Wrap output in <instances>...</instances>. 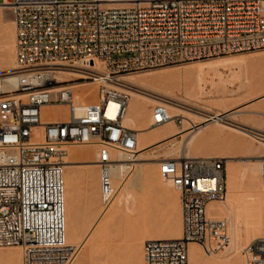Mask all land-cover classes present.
<instances>
[{
  "label": "built area",
  "instance_id": "2783aa9c",
  "mask_svg": "<svg viewBox=\"0 0 264 264\" xmlns=\"http://www.w3.org/2000/svg\"><path fill=\"white\" fill-rule=\"evenodd\" d=\"M1 3L13 13L16 63L0 71V247L21 246L22 264H74L82 247L67 237L70 147H97L104 207L118 192L116 169L123 175L133 169L139 130L123 122L130 93L121 76L264 49V0H144L122 6L104 0ZM96 61L105 72L91 67ZM61 70L80 76L57 80ZM99 77L123 87L102 82L98 102L75 97L74 83ZM45 105H65L68 116L45 120ZM152 111L155 125L184 121L163 101ZM251 132L264 141V130ZM159 164L160 174L180 193L183 235L145 240L144 264H189L190 242L208 253L227 244L228 220L207 211L211 201L227 196L226 158L180 155L162 158ZM245 264H264V231L245 247Z\"/></svg>",
  "mask_w": 264,
  "mask_h": 264
},
{
  "label": "bare ground",
  "instance_id": "6f19581e",
  "mask_svg": "<svg viewBox=\"0 0 264 264\" xmlns=\"http://www.w3.org/2000/svg\"><path fill=\"white\" fill-rule=\"evenodd\" d=\"M104 1L109 6H122V5H130L135 2H140L141 0H104ZM2 5L8 6L4 3H0V6ZM252 61L264 63V54L250 55V56L245 55V54H240V55L233 54L232 56H227V57L223 56L219 58L209 59L206 61L205 60L204 61H194L190 64L185 65L184 68L182 69H179V70L167 69L165 72H161L160 74H157V75L124 74L121 76L120 78L121 82L124 85L128 86V89L130 92V99L126 106V112L123 117V122L125 125L129 127H133L139 130L138 149H137V153L135 154V157L132 159L133 169L128 174L123 175L120 167L116 169V172H115L116 180L115 181H116V185L118 186L117 195L112 200V202L109 204V206L103 207L100 214L96 217L92 226L89 228L86 235L82 239V242L79 243L82 249L86 247L85 249L86 255L88 254L94 255L99 241L116 226V222L121 212L119 208L115 207V203L118 202L119 204L120 203L122 204L123 202H125V207L129 208V203L133 199V193H134L133 190L142 183L145 177L144 170L142 167L138 168V171L134 173L136 170V165L140 164L142 166L144 164L143 160L146 158L144 151L150 148L151 146L155 144L161 145V144H166V143L168 144V142H173L174 140H176V135L179 133H182V135H185L184 142H183L185 145L184 144L183 145L186 147H188L189 145L200 146V145L206 144L209 141L220 140L226 146H230L234 143L239 145L241 148L251 153V156H253L254 158L255 157L264 158V148L255 147L250 144L242 143L241 139L239 138H231L228 135L226 136L225 131L220 126L216 125V123H219L220 125L223 124L224 127L230 126L231 122L228 123L226 119L236 121L234 118L238 114V112L242 111L241 105L236 104V105L229 107L226 101H224L225 99L221 97L223 98L222 102H223L224 109L212 111L210 108V104L202 101V98L204 96H207L206 94L208 92L213 93L212 90L217 88L218 85L221 84V83L218 84V82H216V80H214L213 78L209 79V76L211 74L212 75L215 74V76L219 75L218 77H220L219 78L220 80L222 79L221 78L222 74H224L222 73L223 69L227 70L229 68L231 69V68H235V67L242 66V65L246 66V64ZM15 63H16V55L13 49V51H11V54L4 56L0 59V67H4V69L2 68L0 69V71L6 70L5 67H9L11 65L13 66L10 68H13L15 66ZM91 67L94 68L100 74L104 72V69H102L103 67L101 66V63H99L98 61H96L95 64L92 63ZM77 76H80V74L77 71H72V70H61L56 73L57 80H70ZM101 78L102 77H99L98 81H88L87 80V81L74 83L72 86L74 88L75 97L80 101L87 102L88 100L83 97V95L79 91V88L85 87V86H92L94 82H98L100 84L104 82L106 85L110 87H118V88L123 87L121 85L113 84L110 81L104 80ZM162 78L166 82L162 81L163 80ZM176 80H179V83H177ZM158 82L162 83V86H164L167 89L166 93L168 95L172 96L175 100H177L175 103L174 102L167 103L166 101L168 108L170 109L172 114H181V112H178L180 110H182L183 112L184 110L185 111L191 110L190 108L186 107V105H190V106L197 107L202 110V112L200 113L198 111L199 113L198 116H200L199 118H201L200 121H196L192 119L190 116H184L185 117L184 121H187L189 125L185 126L184 128L180 130L173 129V125H172L173 120H170L168 122H165L159 125L153 124V111H151V113L148 112V105L150 104V102H160L161 100L156 98L155 97L156 95L153 96L154 93L150 95V94L144 93V92H147L148 90L143 92L142 89H146V88L148 89L150 83L156 84ZM257 84L258 86H261L262 88L259 90V92H257L255 96H253V98H258V99L260 98L262 100L260 105H264V69L261 75L258 77ZM92 87L96 88V90L99 91V85L95 84V86L93 85ZM208 89L209 91H207ZM157 92H160V91H157ZM160 93H162L161 95L164 96L163 92H160ZM165 99H169V97ZM251 100H250V104H252L251 102H253V99ZM98 101H99V98L97 99V102ZM249 105L247 104V106ZM108 112L109 113L111 112V108H109ZM192 112L194 111H190L189 114L192 115L196 113V112L194 113ZM258 113L264 114V111H258ZM233 126L235 129H237L240 132H243L246 134L250 133V131L248 132L245 128L232 125V127ZM156 137L161 138L162 141H158L157 143V141H155ZM85 145L86 144H83V145L77 144V145L70 147L69 154L67 156V164H66V172H65L67 237H68V242L72 244H74L72 241L75 240L78 236L76 226L72 224L71 218H70V212H71V209H73L72 208L73 199L75 196V190L77 186L78 173H79L77 172L76 167L86 166V177L88 180L92 178L94 179L93 170L95 166L98 167L96 160L94 162L92 161L93 162L92 163L91 161H89V158L91 157V155H87V153L91 154V148L93 147L91 148L88 146L85 147ZM88 145L92 146L93 144H88ZM183 145L181 146L180 151H179L180 155H189L188 153L189 151L188 152L185 151L183 153V149L185 150ZM77 148L83 150L82 154L74 153V150ZM115 153L116 151H113V154ZM180 155H177V156H180ZM120 156L123 160H126L128 158L127 155L125 154H121ZM223 157L228 158V156H223ZM260 164L257 166H260ZM250 166L245 164V166L241 169L232 168L230 172L228 173L229 189H227L226 198L223 200H214L208 204L207 211H208L209 216L218 218L224 215V213H227L230 217H232L231 218L232 220H229V221H232V235L230 236L231 242L229 241L230 244H229L228 249L225 248V250L227 249L229 253L232 255L226 259V262L220 260V258L219 259L217 258L218 260L215 261V264H245V259H244L245 256L243 258L240 256V253L242 252L244 244L253 235L260 236L261 234H263V231H264V168L262 165L259 168L256 167V163L254 166L252 167ZM257 169L261 171V177H260L261 180L258 183L255 182L254 179L252 178L253 172L258 173ZM241 197H243V199H245L247 203L244 205H248V206L251 205V206L257 207L256 208L257 210L256 212L258 213L257 220L255 223L254 229L249 236H247L246 234H240V231L238 232V230L240 229L238 227V230H237L236 223L234 222V217L236 214V207ZM242 203L243 202H241V204ZM238 209L240 208H237V210ZM239 216H241V214ZM241 227H242V224L240 228ZM164 229L167 230L169 233L167 234L158 233V234H155V236H151L147 239H150V238H168V239L181 238L183 235V218H182L181 211H179V214L177 217L169 221L168 225ZM132 240H134V238ZM208 254L211 255L214 253H208ZM15 256H17V258H20L19 245H13L7 250H1L0 251V262L12 261L13 259H15L14 258ZM206 261L207 260H204V255L202 254L200 247L197 245V242H190L189 264H206Z\"/></svg>",
  "mask_w": 264,
  "mask_h": 264
},
{
  "label": "rangeland",
  "instance_id": "374dc122",
  "mask_svg": "<svg viewBox=\"0 0 264 264\" xmlns=\"http://www.w3.org/2000/svg\"><path fill=\"white\" fill-rule=\"evenodd\" d=\"M1 1L2 0H0V3ZM15 37H16V28H15V21L12 10L10 7L2 5L0 6V59L4 56L11 54V51H13V49L16 55ZM233 54L234 55L245 54L248 56L258 55V54H264V49L223 54L208 59L193 60L182 64L162 66V67L153 68L149 70H142L130 74L157 75L160 74L161 72H165L167 69H173V70L182 69L184 68L185 65L190 64L194 61H204V60L206 61L209 59L219 58L223 56L224 57L232 56ZM12 66L13 65L9 67H5V69H9ZM101 66L103 67L102 69H104L105 72L106 70L104 65L101 64ZM2 68L4 69V67H0V69ZM263 69H264L263 62L252 61L246 64V66L242 65L231 69L229 68L227 70L223 69L222 73L224 74H222L221 77L222 79L220 80H219L220 77H218L219 75L215 76V74L214 75L211 74L212 76L210 75L209 79L213 78L214 80H216V82H218V84L219 83L221 84H219L217 88L212 90L213 93L208 92L206 94L207 96H204L202 98L203 102L210 104V108L212 111L224 109L222 102L223 98L225 99L224 101H226L229 107L236 104L241 105L242 111L238 112V114L234 118L236 121L226 119L228 123L231 122L230 126L228 127L225 126L226 127L225 128L223 124L220 125L219 123H216V125L220 126L225 131L226 136L228 135L231 138H239L241 139L242 143L250 144L255 147H261V148H264V141L258 140L257 138L252 136L253 133L251 132V130H264V114L258 113V111H264V105H260V103L262 102L260 98L259 99L253 98V96H255L257 92H259V90L262 88L261 86H258L257 81ZM236 76H238L239 78ZM162 81L166 82L164 79ZM176 81L177 83H179V80ZM95 84L99 85V89H100V83L94 82L92 86L93 85L95 86ZM92 86H85L79 88L80 93L88 101H95L99 98V91H97L96 88ZM142 91L143 92L147 91L144 93L150 95L154 93L153 96L156 95L155 97L163 102L167 101V103L168 102L175 103L177 101L172 96L166 93L167 89L164 86H162V83L159 82L156 84L150 83L148 89L147 88L142 89ZM157 91L163 92L164 96L161 95L162 93ZM207 91H209V89ZM160 96H162L163 98ZM164 97L165 98L169 97V99H165ZM251 99H253V102H251L252 104H250ZM156 103L157 102H150V104L148 105V112L151 113L153 109V105H155ZM247 104L250 105L247 106ZM186 107L190 108L191 110H186V111L184 110V112L180 110L178 112H181L183 116H190L192 119L196 121H200L201 118H199L200 116L198 115L200 112H202V110L190 105H186ZM45 110L47 114L50 113L49 115H55L53 116L54 118L55 117L65 118L68 116L69 113L68 109L65 107H58L53 105H48V107ZM188 111L196 112V113L192 112L196 116L192 113H191L192 115H190ZM254 124L257 126H255ZM172 125H173V129L180 130L185 126L189 125V123L187 121H183L182 124H178L175 121H172ZM232 125L245 128L248 132L250 131V133L246 134L240 132L237 129H235L234 126L232 127ZM184 136L185 135H182V133H179L176 135V140H174L173 142H168V144L166 143L161 145L155 144L144 151L146 158L143 160V162L146 163H144L142 166L140 164H137L134 173L138 171V168L142 167L144 170L145 177L142 183L133 190L134 191L133 199L129 203V208L125 207V202H123L122 204L121 203L119 204L118 202L115 203V207L119 208L121 212L116 222V226L99 241L94 255L92 254L86 255V250H85L86 247H84L83 249H81V252L74 264H144L145 240H147V238L151 236H155V234L158 233L161 234L169 233L164 228L168 225L170 220L178 216L179 211H181L183 218L180 193L169 180L165 179L160 174L159 162L162 158L176 157L177 155H180L179 151L181 146L184 144L183 143ZM158 138L157 137L155 138V141H157V143L158 141H162L161 138L159 139ZM184 145L183 147L185 148V150L183 149V153L185 151L186 152L189 151L188 153L190 156L213 155V156H228V158L230 157L229 159L226 158L228 189H229L228 173L232 168L241 169L245 166V164L248 166L250 165L254 166L255 163H256V167L259 168L262 165L264 168L263 157L254 158L253 156H251V153L244 150L235 143L230 146H226L220 140H214V141H209L206 144L200 146L189 145L188 147H186ZM86 146L90 148L91 147L94 148V149L91 148V154L87 153V155H91L89 161L94 162L96 160L97 147L93 145L89 146L88 144H86L85 147ZM82 151H83L82 149L77 148L74 150V153L82 154ZM258 163L259 164L262 163V164H260V166H257L259 165ZM148 166H150V168H148ZM76 169L77 172H79L76 187L82 186L83 188L82 206H84L85 209L83 215L84 217H88V220L90 221L88 225L82 227V230L81 232L78 233L77 238L72 241L74 244H79L80 242H82V239L86 235L89 228L92 226L96 217L100 214L101 210L104 207V204L102 203V197L100 191L99 167L97 166L94 167L93 170L94 179L92 178L89 180L86 177V166H78L76 167ZM257 172L258 173L256 172L252 173V178L254 179L255 182L258 183L261 180L260 178L261 171L257 169ZM97 187H98V192H97L98 205L94 214L92 215L90 213L92 206L91 188L96 190ZM96 196L97 194L95 193V198ZM240 200L241 202H243L242 204ZM238 202L239 203L236 207V214H235L236 219L234 217V222L236 223L237 230L239 227L240 230H238V232L240 231V234H246L247 236H249L253 231L257 220V215H258V213L256 212L257 207L251 205L249 206L244 205L247 203L245 199H243V197H241V199H239ZM237 208H240L238 209L239 211L237 210ZM239 212L241 216H239L240 215ZM229 217L230 216L227 213H224V215L218 218H224L228 220L229 227L231 230L230 231V236H231L232 221L229 220H232L231 219L232 217L230 218ZM241 224L242 227L240 228ZM256 237H258V235H253L252 237H250V239L246 241L241 252L242 254L240 253V256L242 258L245 256V247ZM133 238L134 240H132ZM230 242L219 248L217 251L212 252L214 254L211 255H209L208 252H206L205 249L199 243H197V245L200 247L202 254L204 255V260H207L206 264H215V261L218 260L219 258L220 260L226 262V259L232 255L227 250ZM12 246L0 247V251L7 250ZM19 247H20V258H17V256H15L14 257L15 259H13L12 261L0 262V264H22V247L21 246ZM225 248L227 249L225 250ZM225 251L226 253L228 252L229 254L228 253L226 254Z\"/></svg>",
  "mask_w": 264,
  "mask_h": 264
},
{
  "label": "crops",
  "instance_id": "0c3cea01",
  "mask_svg": "<svg viewBox=\"0 0 264 264\" xmlns=\"http://www.w3.org/2000/svg\"><path fill=\"white\" fill-rule=\"evenodd\" d=\"M90 102H97V100L95 101H90ZM48 107V105L43 106V119L45 120H49V119H64V118H58V117H53L55 115H49L46 113V108ZM58 107H65L67 108V106H58ZM68 109V108H67ZM146 163V162H144ZM148 168H150V166H148ZM82 186H78L76 187L75 190V196L73 199V206L70 212V218H71V222L74 226H76L77 232H81L82 227L86 226L89 224V220L88 217H84L83 213L85 211L84 206H82V199H83V195H82ZM79 192V193H78ZM98 187L95 189L91 188V194L92 196V206H91V210L90 213L93 215L97 205H98ZM95 193L97 194L96 198H95ZM78 194V195H77ZM77 195V196H76ZM94 199V200H93Z\"/></svg>",
  "mask_w": 264,
  "mask_h": 264
}]
</instances>
